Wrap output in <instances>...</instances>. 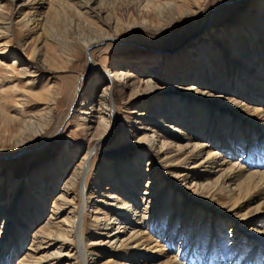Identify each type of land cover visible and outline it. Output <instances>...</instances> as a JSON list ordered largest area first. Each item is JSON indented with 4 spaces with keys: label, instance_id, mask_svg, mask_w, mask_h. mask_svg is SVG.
Wrapping results in <instances>:
<instances>
[{
    "label": "bare ground",
    "instance_id": "obj_1",
    "mask_svg": "<svg viewBox=\"0 0 264 264\" xmlns=\"http://www.w3.org/2000/svg\"><path fill=\"white\" fill-rule=\"evenodd\" d=\"M15 1L18 7L27 5L23 0ZM93 1L96 0H90V2ZM38 3V0L31 2L33 7L30 10V17L24 20L23 31L25 29L32 33L36 29L39 30V18L34 15V8ZM260 4H257L256 9L263 13ZM96 14L100 17L99 13ZM243 18L244 16H240L236 25L247 32L250 44H252L251 39L259 38V40L255 47H251L250 44L248 48L243 47L239 55L225 50V47L218 49L213 46L212 50L206 49L204 41H199V38L188 42L182 54L174 57L173 60L169 55H160L158 70L164 68V62L178 63L176 73L181 79L179 82L186 81V83L191 82L195 85L189 89L177 87L179 95L169 94V97L161 98L166 91L160 93V87L156 83L166 78L162 75L159 77L157 72L153 73L156 69L152 67L149 68L150 71L143 73L144 76L140 74L142 76L135 82L136 85L131 82V78L136 76L134 73L126 74L116 70L121 64H116L112 68L116 70L113 74H104L108 82L98 97L99 104L103 106L99 109L103 116L99 117L98 121H94L97 122L96 126H89L90 129H94L92 134L100 133L101 138L96 139L97 145L91 147L82 157L81 163L65 184L64 193L73 195V198L63 195V198L59 196L57 201L55 200L58 204L53 202L55 210H52L53 215L44 225L48 228L39 227L37 230H32L38 222L44 219L48 196L57 190L56 182L47 184L48 180L44 181L41 178L43 184L36 186L39 181L28 187L30 182L26 180L25 189L24 187L19 188L16 196L12 197V201L10 198L13 194L8 186L5 187L7 193L0 194V249H6L2 252L4 255L0 254V264H14L16 258L17 263L15 264H60L65 259L75 261L80 259L81 264H90V261L95 262L96 259L93 257L94 254H91L93 252L86 254L85 251L89 234L99 235L98 239L90 245L109 243L110 254L115 257L109 260L108 264H119L120 258H125L123 264H149L153 259L164 255L172 245L177 248V253L165 261L154 264H201V262L203 264H264V33L257 34L253 31V26L247 22V18ZM31 24L34 25L31 27ZM4 29L10 32V26H5ZM108 38H113L110 33L103 34L99 40L87 41L83 48L87 52L89 48ZM1 46L3 45L0 44ZM249 49L252 50L247 53V56H259L257 60L262 63L261 68L257 63L254 64L257 61L255 57L246 59L243 56ZM0 53L3 51L0 50ZM222 53H225L227 57H223ZM238 56L246 59L242 64L244 68L248 67L247 64H254L253 70L258 69L255 71L258 77L262 74V80L255 78L252 72L250 75L245 73V70L242 75H236L239 66L234 58ZM152 57L156 58L155 55ZM225 58L231 62L232 67L228 63V72L223 75L225 72L221 69V65L225 62ZM116 62L120 63V61ZM228 74H231L230 77ZM95 77L97 80V75ZM130 82L131 84H128ZM117 84L123 87L134 86L136 90L140 89L145 97L151 98L150 102L144 106L145 112L148 113L147 118L143 117L139 128L145 129L144 137H146L147 129H151V125L156 127L153 129L152 136H147L151 139L149 147L159 144L158 141H161V146L159 145L161 150L168 146L174 147L175 142L172 143L159 133L162 129H167V126L183 131L182 135L173 133L171 135L175 139L184 140L186 142L184 147L193 146L187 154L183 152L182 146H178L176 150L167 151L170 161L176 164L180 160H182L181 163L187 164L193 158L192 167L196 169L184 172L181 176L192 177L195 174L199 177L193 181L194 184L192 183L194 194L187 196L188 205L179 206L180 210L177 207L179 200L173 199V203H170L167 189L170 186L184 191L182 184L164 176V170L158 162L153 163L149 172L141 170L140 156L129 163L122 161L120 165L118 162L112 165L107 163V167L101 175L99 174L94 187L89 183L94 163L90 152L94 154V149L100 148V142L116 130L117 113L113 93ZM192 89L194 91L191 92ZM190 98L194 100L191 101ZM226 99L240 104L243 109L259 115L260 118L242 117L238 109H231L224 104ZM184 104L186 106L183 110ZM84 110L81 114L88 116L89 112H93V105L92 111ZM84 118L88 119V117ZM23 121L28 130L34 125L32 118ZM129 121L131 122L132 119ZM187 123L191 125H189L190 129ZM130 124L129 130L120 137V141H126L127 137L131 138L137 131L134 126L132 127L133 122ZM161 135L163 138H160ZM200 138L207 139V142L203 143ZM192 139H198L202 143L197 140L192 143ZM204 153L206 154L205 159L199 160V156ZM236 156H242V158ZM204 163L209 164L207 167H210L212 172L218 169L219 175L214 178L212 174L207 173L209 169L205 171L198 169ZM117 166L119 168L114 176L118 181L113 179L111 187L104 189L103 176L109 174ZM149 166H151L150 163ZM136 167L138 168L135 169ZM52 170L47 164L40 176L46 178L52 174ZM150 174L154 175V179L146 190L152 189V191L150 194L146 191L139 200L137 187L142 177L150 180ZM160 177L163 178L160 179ZM154 183L156 186L153 185ZM105 190H113L108 194L110 200L106 203L98 200V197L106 196ZM120 191H122V197L119 199L117 193ZM126 191H129L128 197L125 195ZM216 194L220 195L217 196V205L206 197V195ZM133 196L134 198H131ZM95 198V203H100L106 211H96L100 215H96L89 223V215L92 211L90 208ZM253 199L257 201L263 199L256 206L258 211L250 215L240 213V218H236L235 210L243 208L245 204L249 206ZM120 200L121 203H119ZM115 201L118 202L114 204ZM140 205L144 206L143 209H140ZM139 209L142 210V215L137 218ZM66 211H68L66 218L60 220L59 216ZM112 223L116 226L112 227ZM120 224L122 227H119ZM145 226L146 229L143 228ZM119 228L124 230L120 231ZM150 229L153 231L155 229L160 236L155 235V231L150 234ZM29 230L34 232L35 241L32 243L34 249H29L30 254L24 255L22 250L25 249L23 245L26 244ZM102 236L106 238L103 239ZM68 247L71 250L65 252L64 249ZM187 251H189V258L185 260L184 253ZM123 255H125L124 258Z\"/></svg>",
    "mask_w": 264,
    "mask_h": 264
},
{
    "label": "rangeland",
    "instance_id": "obj_2",
    "mask_svg": "<svg viewBox=\"0 0 264 264\" xmlns=\"http://www.w3.org/2000/svg\"><path fill=\"white\" fill-rule=\"evenodd\" d=\"M23 1L27 4L25 7H18L15 0H0V44L3 45L0 47V50L3 51L0 53V194L7 193L5 187L8 186L13 194L11 198L9 197L12 201L19 188L23 189L24 187L25 189L24 182L26 180L30 182L28 187L39 181L36 186L43 184L41 178L44 181L48 180L47 184L56 182L57 190L48 196L44 219L38 222L32 230H37L39 227L48 228L44 225L53 215L52 210H55L53 202L57 201L59 196L63 198V195H66L73 198V195L64 193L65 184L81 163L82 157L88 153L91 147L96 146V141L101 138L100 133L92 134L94 129H90L89 126H96L97 122L94 121H98L99 117L103 116L102 111L99 110L103 106L99 104L98 97L108 82L104 74L111 75L116 70L126 74L134 73L136 76L131 78V82L136 85L135 82L143 73L150 71L149 68L158 70L161 54L169 55L173 60L174 57L182 54L184 47L194 38L204 41L206 49L212 50L213 46L218 49L225 47V50L239 55V51L250 44L247 32L236 25L240 16L247 18V22L253 26V31L257 34L264 33V25H260L264 24V0H96L93 2L90 0H38L39 3L34 8V15L39 18L40 28L32 33L25 29L23 31L22 27L24 20L30 17V10L33 7L31 2L34 0ZM259 3H261L260 7L263 13L256 9ZM215 5L216 9L211 14V8ZM96 13H99L100 17ZM5 26H10V32L4 29ZM106 33H110L113 38L105 39L85 52L83 45L87 41L99 40ZM258 40L259 38L251 39V47H255ZM250 50L252 49L242 55L246 59L247 57L259 59V56H247ZM222 54H224L223 57H227L225 53ZM154 55L156 58L152 57ZM244 57L234 58L235 63L239 66L236 75H242L245 70V73L250 75L252 72L255 78L262 80V74L258 77L255 71L258 69L253 70L255 67L253 65L257 63L260 66L261 61L257 60L253 65L247 64L248 67L244 68L242 66L243 61L246 60ZM116 61H120V63ZM224 61L221 65V69L225 72L223 75L228 72L227 64L232 65L227 58ZM116 64L121 65L113 70L112 68ZM177 67L178 63L164 62V68L153 72H157L159 77L162 75L166 78L156 83L160 87V93L166 91L161 98L169 97V94L179 95L177 87L189 89L193 85L191 82H179L181 79L176 73ZM96 75L97 80H95ZM230 75L228 74L229 77ZM81 77L84 79L80 84L81 89L78 91V82ZM142 93L134 86L123 87L117 84L113 93L117 113L116 130L100 142V148L94 149V154L90 152L94 163L89 183L94 187L99 174L101 175L107 167V163L112 165L118 162L120 165L122 161L129 163L140 156L141 170L149 172L153 163L158 162L164 170V176L182 184L184 191L169 186L167 196L170 203H173V199L179 200L178 208L181 205L187 206L189 201L187 196L194 194L193 181L199 177L195 174L192 177L181 175L196 169L192 167L193 158L187 164L181 163L182 160L176 164L170 161L167 151L176 150L178 146H182L183 152L187 154L193 146L191 148L184 147L186 143L184 140L172 137V133L182 135L183 131L175 130L170 125L171 127L167 126V129H162L159 133L172 143L175 142L173 143L174 147L168 146L161 150L159 148L161 141H158L159 144L149 147L150 137L156 127L151 125L152 128L147 129V136H150L148 138L144 137L145 129H139L141 120L143 117L147 118L148 115L144 106L151 100ZM217 94L216 96H218ZM179 103L178 106L181 109ZM224 104L231 109H238L242 117L260 118L259 115L249 110L246 111L240 104L232 103L230 100H224ZM92 105L93 112L90 113ZM185 106L184 104L182 109ZM188 107L190 108V105ZM83 109L89 112L88 116L81 114ZM84 117H88V119L85 120ZM31 118L34 127L31 126L28 130L23 120ZM131 119L132 127L134 126L137 131L131 138L127 137L126 141H120V137L129 130L128 127L131 125L129 120ZM146 121L147 119L144 120V123ZM187 125L190 124L187 123ZM163 135L160 138H163ZM196 140L199 141L192 139V143ZM206 140L200 138L203 143H206ZM205 157L204 153L199 156V160L205 159ZM240 157L242 158V156L237 158ZM149 163L151 166L148 167ZM47 164L53 169V175L50 174L46 178L41 177L40 173ZM207 165L209 164L204 163L198 169L204 171L209 169L207 173L216 178L219 175L218 169L212 172ZM118 168V166L114 169L111 168L110 173L103 176L104 189L111 187L113 179L117 180L114 175ZM149 177H151L150 180L147 177H142L140 180L137 187L139 200L142 199V194H145L146 191L149 194L152 191V189L146 190L148 185L153 183L154 175L150 174ZM162 178L160 177V179ZM112 191L105 190L106 196L98 197V200L109 202L108 194ZM120 193H117L119 199L122 197V191ZM125 195L128 197L129 191H126ZM217 196L220 195H206L216 205ZM96 198L90 208L92 211L89 215V223L96 215H100L96 211H106V208L100 203H95ZM56 201L55 203H57ZM262 201L263 199L258 201L253 199L249 206L245 204L246 206L243 208L235 210L236 218H240V213L250 215L258 211L256 206ZM117 202L115 201L114 204ZM140 206V209H143L144 206ZM140 209L137 218L142 215ZM24 211L26 213L27 208ZM67 213L68 211L63 212L59 216L60 220L66 218ZM112 225V227L116 226L115 223ZM119 227L122 225L120 224ZM228 227L230 226L228 225ZM143 228L146 229V226ZM119 230L123 231L124 229L119 228ZM154 231L149 230L150 234H153ZM28 233L26 244L23 245L25 249L22 250L24 255L30 254L29 249H34L32 247V243L35 241L34 232L29 230ZM156 234L157 231H155ZM157 235L160 236L159 233ZM97 237L99 235L91 236L89 234L86 239V254L93 252L91 254H94L93 257L96 259L95 262L90 261V264L92 262H94L93 264H108L109 260L115 257L110 254L109 243L90 245L98 239ZM102 238L105 239L106 236H102ZM1 250L3 249L1 248ZM5 250L0 252L1 256L4 255L2 252ZM69 250H71L70 247L64 249L65 252ZM175 253H177V248L172 245L164 255L153 259L149 264L165 261ZM188 253L189 251L184 253L185 260L189 258ZM182 260L184 261V258ZM16 261L17 258L14 262L17 263ZM124 262L125 258L118 260L119 264ZM60 264H81V260L65 259Z\"/></svg>",
    "mask_w": 264,
    "mask_h": 264
},
{
    "label": "water",
    "instance_id": "obj_3",
    "mask_svg": "<svg viewBox=\"0 0 264 264\" xmlns=\"http://www.w3.org/2000/svg\"><path fill=\"white\" fill-rule=\"evenodd\" d=\"M216 7V5L214 6V7H212L211 9H212V11H211V14L213 13V11L216 9L215 8ZM83 77H81L80 79H79V82H78V86H79V90L78 91H80V88H81V86H80V84L82 83V81H83ZM22 153V152H21ZM21 153H19V154H21ZM11 157H16V156H11Z\"/></svg>",
    "mask_w": 264,
    "mask_h": 264
}]
</instances>
